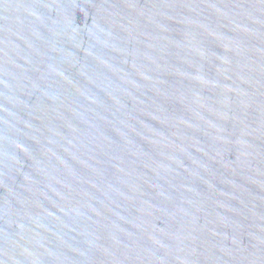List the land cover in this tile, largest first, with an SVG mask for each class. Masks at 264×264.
<instances>
[{
	"label": "water",
	"instance_id": "water-1",
	"mask_svg": "<svg viewBox=\"0 0 264 264\" xmlns=\"http://www.w3.org/2000/svg\"><path fill=\"white\" fill-rule=\"evenodd\" d=\"M0 264H264V0H0Z\"/></svg>",
	"mask_w": 264,
	"mask_h": 264
}]
</instances>
